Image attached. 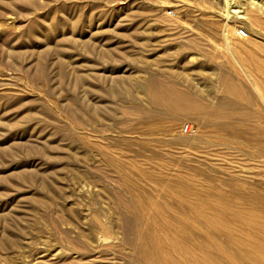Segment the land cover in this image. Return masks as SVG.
<instances>
[{"label":"rangeland","instance_id":"rangeland-1","mask_svg":"<svg viewBox=\"0 0 264 264\" xmlns=\"http://www.w3.org/2000/svg\"><path fill=\"white\" fill-rule=\"evenodd\" d=\"M29 1L0 0V264H9L8 256L23 264H74L62 258L67 251L58 241L60 230L70 227L60 223L59 213L71 216L72 210L91 245L98 243L92 230L99 223L113 230L114 237L104 241L110 250L98 251L83 264H127L135 248L121 241L120 205L139 212L128 231L132 239L138 241L148 224L153 232L146 240L158 243L182 232L176 230L174 209L162 197L175 189L169 183L173 176L176 183L203 193V200H188L199 210L211 207L192 217L197 227L211 223V235L225 251H233L238 242L241 264H264V148L241 135V124L257 123L255 113L261 111L264 121V99L251 90L223 43L226 0ZM229 1L235 7L227 17L231 29L242 28L250 36L245 40L231 32L230 42L250 75L264 84V25L250 26L244 12L253 1L264 21V0ZM104 46L106 54L100 51ZM221 73L254 97L245 107L237 100L235 114L226 118L237 124V131L210 129L188 115L151 121L153 135L139 139L148 141L156 155L149 148L134 153L136 145L114 142L125 123L113 121L109 111L120 115L119 108L128 103L112 96V90L123 81L158 76L208 94L207 103L214 105L222 92ZM80 101L90 103L96 120L83 121ZM186 123L196 135H185L173 147L161 145L160 137L182 134ZM98 151L113 162L105 166ZM79 171L85 179L73 177ZM118 173L125 183L116 179ZM38 182L53 193L41 191ZM125 185L144 197L130 202ZM163 224L171 230L160 229ZM22 229L36 235L34 246L18 247L27 239ZM192 251L201 256L193 245L170 246L151 260ZM180 264L199 263L188 259Z\"/></svg>","mask_w":264,"mask_h":264},{"label":"bare ground","instance_id":"bare-ground-1","mask_svg":"<svg viewBox=\"0 0 264 264\" xmlns=\"http://www.w3.org/2000/svg\"><path fill=\"white\" fill-rule=\"evenodd\" d=\"M248 3H250V5L247 4L248 7L246 5L247 8H245L244 10L247 22L254 28L262 27L264 25V21L257 13V4H255L253 1H249ZM230 4V1L226 0V9H224L222 12L225 17V20L222 18L224 21L222 22L223 28L221 29V36L224 41L223 43H225L226 45L224 46L229 51L233 60L240 67L243 75L247 78L251 90L254 92L258 99L263 100L264 84L257 82L256 79L250 75L248 68L245 66V63H243L241 58L236 55L232 43L230 42L231 32L233 34H237L236 28L231 29V25L229 24L227 19L229 12L231 13V11H234L231 10V7L234 6ZM251 4H253V6ZM253 7L256 9H253ZM236 10H238V8ZM112 31L114 32V34H119L117 31ZM249 38V34L244 37L245 40H249ZM192 45L194 47L197 46V41H194ZM100 51L105 52L104 54L109 52L108 48H106L105 46L101 47ZM128 61L130 64H132V67H136L141 70L143 69V67L134 65L133 60L128 59ZM218 83L220 86H222V92L218 96L216 103L214 105H211V103H207L209 98L208 94L201 93L197 90L189 88H179L174 84L168 82L167 80L159 78L158 76L151 75L144 79H137L134 82L127 80L123 81L122 86L120 84L117 89L115 88L112 90V96L115 94L114 97H116L117 99H122L123 101L127 102L128 105H123L119 108L120 115H113L114 112H109L113 121L117 123H125V126L120 129V132L128 134L135 133L136 135L125 136L123 133L120 135L117 134L114 142L124 143L127 146L136 145V148L133 150L134 153H142L146 148H149L151 150V144L148 141L142 142L139 137L145 135L147 136V140L151 138L155 130L154 126L151 124L152 120L159 118L181 119L188 115H193L198 119L201 125L207 128L209 127L210 129L237 131L239 129L237 124L235 122L228 121L226 118L235 114V111H233V107L236 106L238 102L237 100H241V105L245 107L246 104L248 105L251 101L254 100V97H251L249 89L243 88L242 85H238V83H236V81L233 80L232 77H229L225 73H221L219 75ZM125 92L127 94H125ZM80 106L82 108V117L85 123L91 120H96L97 115L94 111L91 110L89 102L80 101ZM252 117H255L257 123L255 125L241 124V135L243 137L256 141L261 149H263V114L260 111L255 113ZM143 122L145 123V126L140 125V123ZM166 126L167 125H162V128L166 130ZM193 129L194 128L190 123H186L182 134H173L168 139L160 137L159 142L161 143V145L172 144V147L175 144L179 145L185 141V135L189 133H194V135H196V129ZM201 132L198 134L200 137L203 134V132ZM246 134L249 135L245 136ZM154 151L155 150H153L152 153L150 152V154L156 155ZM98 154L100 160L105 166H109L113 162L112 158L108 154L101 151H98ZM260 165H264L263 159L260 160ZM95 167L96 172L101 171V168L99 166ZM73 177L75 179L82 180L85 179V174L79 171L75 174V176L73 175ZM116 179H118V181L122 180L121 183L126 182L120 173L116 174ZM175 180L176 179H174V176L169 178V183L172 185V187L174 186L175 189H171L166 193H162V197H165L167 199V202L171 204L172 209H174L172 212L176 216V230H182V234H175L172 237L167 236V238H169L168 242L165 244L158 243L157 241L146 240V237H151V233L153 232L151 230L150 224H148V226L146 225L147 227H145V229L142 231L138 241L132 239L128 231L133 229L132 224L135 225L138 222L137 220L140 218L139 212H131V209H129L126 204L120 205L118 228L123 231V238L121 239V241L123 244L130 246L132 245L135 248V253L134 255L128 257L127 264H172L175 260L180 264L188 259H192L193 261H196L197 259L199 264H231L230 259H233L234 264H241V245L238 242L233 241V251H225L224 248L220 246L219 242H217V237H212L211 229L213 228V225L211 223L206 224L207 221H205L204 226L202 228H199L197 227L195 221L192 220V217L205 215L211 210V207L203 206L207 210L202 208L203 211H201L197 208L196 205L188 201L191 197L203 200V193L193 190L189 185L181 182L179 183V181H177L176 183ZM37 186L46 194L53 193V191L50 192L49 188H45V186L41 182H38ZM124 188L128 190L126 192L129 193V201H132V203L135 201H140L144 197L143 194L139 190H135L133 186L130 189L129 185H125ZM262 197V199H264V195ZM181 211H183L184 215L186 214V216L182 214L180 215ZM58 218L60 223L65 225L70 224V227L62 228V230H60L61 238L59 237L60 239H58L59 243H61L62 247L67 251L66 253H64V257H62L64 260L73 262L74 264H83L87 263V260L97 257L98 251L110 250L111 246L109 244H106L104 241L106 239L114 237L113 230L105 228L102 224L99 223L97 225V228L95 227V229L92 230L96 234L98 243L96 245H91L88 239L85 237L82 225L76 219V213L74 210L71 211V216L59 213ZM31 225L32 227L35 226L34 219ZM161 228L165 231L171 230L166 224L161 225L160 229ZM71 232H74L76 237H72ZM24 233L26 235L25 237L27 238L26 243L24 245V242H20L18 247H28L29 244H31V246H34L36 235L32 232L28 234L25 230L22 229L21 234L23 235ZM7 239L11 243L16 242L15 239L10 238L9 236H7ZM186 245H193L194 247H196L201 256H199L196 251H192L189 252L186 256L183 254L177 257L171 255V257L168 258H164L162 256L158 259L151 260V257L160 252V250L162 249L164 250L165 248L170 246L174 249H178L179 247H184ZM8 259L9 260L7 262L9 264H23L22 260H19L17 258L8 256ZM248 262L251 264L255 263V261Z\"/></svg>","mask_w":264,"mask_h":264},{"label":"built area","instance_id":"built-area-1","mask_svg":"<svg viewBox=\"0 0 264 264\" xmlns=\"http://www.w3.org/2000/svg\"><path fill=\"white\" fill-rule=\"evenodd\" d=\"M236 32H237V35H238L239 37H241V38H244V37H246V35H247L246 31H245L244 29H242V28H238V29L236 30Z\"/></svg>","mask_w":264,"mask_h":264}]
</instances>
